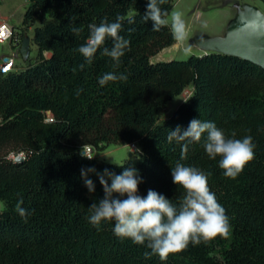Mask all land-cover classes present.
<instances>
[{
  "label": "trees",
  "instance_id": "16d2710c",
  "mask_svg": "<svg viewBox=\"0 0 264 264\" xmlns=\"http://www.w3.org/2000/svg\"><path fill=\"white\" fill-rule=\"evenodd\" d=\"M25 1L22 27L36 26L37 58L21 72L0 73V264H264V70L218 53L153 63L177 41L170 25L154 31L151 21L144 22L148 0ZM160 7L170 16L175 3L165 0ZM117 16L124 17L120 35L130 41L125 54L118 63L104 56L103 48L113 45L108 38L88 63L78 52L90 36L88 26ZM106 73L127 79L101 86ZM188 87L193 95L159 122L167 104ZM193 119L215 123L226 138L252 137L255 157L235 179L224 175L221 157L206 154L205 137L169 142L170 131L187 130ZM130 144L139 146L140 158L123 167L81 152ZM17 155L25 160L10 158ZM178 161L208 176L229 218L227 237L190 243L162 261L146 258V245L118 238L114 221L102 222L99 230L88 222L89 206L104 191L89 173L95 184L90 193L81 169L121 174L134 167L143 178L140 195L152 189L179 207L184 189L171 175ZM21 199L30 213L26 219L16 211Z\"/></svg>",
  "mask_w": 264,
  "mask_h": 264
},
{
  "label": "clouds",
  "instance_id": "9594fccd",
  "mask_svg": "<svg viewBox=\"0 0 264 264\" xmlns=\"http://www.w3.org/2000/svg\"><path fill=\"white\" fill-rule=\"evenodd\" d=\"M164 2L165 0H148L146 4L143 20L151 21L154 31L169 25V13L160 7ZM123 21V16H117L115 22L102 21L99 25L88 26V41L78 48V52L88 63L92 62L108 38L112 39L113 45L110 49L104 47L102 54L117 63L120 61L130 44L128 39L120 35ZM128 22L134 21L130 19ZM170 26L176 41L186 38V25L180 12L171 13ZM72 31L79 34L80 29L74 27ZM83 67L84 65H80L81 69ZM117 79L125 80L127 77L106 73L99 79V84L103 86ZM202 137H205L203 147L206 154L211 159L221 157L219 167L228 178L235 179L255 157V145L251 136L243 139L226 138L223 130L215 123L200 119L191 120L184 131L177 126L170 131L168 140L200 142ZM187 151L188 145L185 143L182 145L181 160L186 158ZM82 155L89 160L93 158L84 153ZM89 173H95L99 178L104 196L89 206L88 222L99 230L102 222L114 221L113 232L118 238L131 239L134 244L146 245L150 249L144 254L146 258L156 255L163 261L170 254L186 250L190 243L199 245L229 234L230 222L226 210L210 190L208 176L194 167L178 161L171 168L173 183L184 189L179 207L171 199L152 189L147 191L146 196L140 195L139 186L143 178L134 167L125 168L121 174L108 169L103 173L97 172L95 168L81 169L85 186L90 193H94L95 184L88 178ZM22 204L21 199L16 205V211L26 219L30 213Z\"/></svg>",
  "mask_w": 264,
  "mask_h": 264
},
{
  "label": "rangeland",
  "instance_id": "374dc122",
  "mask_svg": "<svg viewBox=\"0 0 264 264\" xmlns=\"http://www.w3.org/2000/svg\"><path fill=\"white\" fill-rule=\"evenodd\" d=\"M173 1L175 3V9L173 12H180L182 14V18L186 25L187 35L183 41L176 42L174 46L178 45L177 50L167 53L168 50L174 47L172 46L171 48L162 51L153 59V63L167 62L171 60H186L193 55L202 56L210 53H216L210 50L207 45V41L204 40L224 38L227 34L229 25H231V23L234 22V20H236L241 14L246 15L256 12L264 16V5L259 0ZM23 3H25L24 0H7L5 2L0 0V5H4L3 10L0 8V16L3 14V11L12 12L15 14L13 18L14 25H18L22 20L23 14H25L23 13L24 10L22 11V8H20ZM168 19L170 25L171 15ZM17 28H19L22 32V43L26 39L30 40V56L27 60H25V69L26 65L30 61L31 63H34L37 58L38 49L34 45L33 39H31V36L34 35L36 26L24 29L21 25ZM9 52L10 47L0 46V55L2 53L7 54ZM49 56V54H46V57ZM193 93L194 88L188 87L181 96L170 101L160 116L159 122L169 119L174 112L193 95ZM140 153L141 150L137 144L125 146L112 145L103 151H96L93 158L101 163L121 165L128 161L139 160ZM22 156L24 157V155ZM10 158L15 159V156H11ZM4 211L5 205L0 201V213Z\"/></svg>",
  "mask_w": 264,
  "mask_h": 264
},
{
  "label": "water",
  "instance_id": "95a60500",
  "mask_svg": "<svg viewBox=\"0 0 264 264\" xmlns=\"http://www.w3.org/2000/svg\"><path fill=\"white\" fill-rule=\"evenodd\" d=\"M227 30L224 38L204 40L207 41L210 50L218 54L238 57L264 70V16L256 12L241 14ZM20 53L24 60L29 58L30 40L23 41ZM24 160L21 155L15 158V162Z\"/></svg>",
  "mask_w": 264,
  "mask_h": 264
},
{
  "label": "built area",
  "instance_id": "2783aa9c",
  "mask_svg": "<svg viewBox=\"0 0 264 264\" xmlns=\"http://www.w3.org/2000/svg\"><path fill=\"white\" fill-rule=\"evenodd\" d=\"M22 40L23 36L21 30L0 16V46L10 47L9 53H2L0 55V73L21 72L24 70L25 60L22 59L20 54ZM47 121H54L51 114H48ZM81 152L93 157L95 149L87 146L84 147Z\"/></svg>",
  "mask_w": 264,
  "mask_h": 264
},
{
  "label": "crops",
  "instance_id": "0c3cea01",
  "mask_svg": "<svg viewBox=\"0 0 264 264\" xmlns=\"http://www.w3.org/2000/svg\"><path fill=\"white\" fill-rule=\"evenodd\" d=\"M1 1L5 2V1H7V0H1ZM24 2H25V3H23V5L21 4V6H20V8H22V11L24 10L23 13H25L26 8L28 7V2H26L25 0H24ZM3 6H4L3 4L0 5V8H1L2 10L4 9ZM20 8H19V9H20ZM14 15H15V14H13L12 12H8V11H5V12H4V11H3V14L1 15V17H2L4 20L9 21L12 25H14V22H13ZM23 16H24V14H23ZM23 16H22V20L20 21V23H19L18 25H14V26L19 27V26L22 25ZM33 37H34V35L31 36V39H33ZM124 146H125V145H124Z\"/></svg>",
  "mask_w": 264,
  "mask_h": 264
},
{
  "label": "bare ground",
  "instance_id": "6f19581e",
  "mask_svg": "<svg viewBox=\"0 0 264 264\" xmlns=\"http://www.w3.org/2000/svg\"><path fill=\"white\" fill-rule=\"evenodd\" d=\"M177 49H178V45H176L173 48H171L170 50H168L167 53H171V51L177 50Z\"/></svg>",
  "mask_w": 264,
  "mask_h": 264
}]
</instances>
